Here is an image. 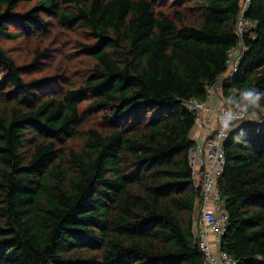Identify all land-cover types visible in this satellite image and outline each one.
I'll use <instances>...</instances> for the list:
<instances>
[{
	"label": "trees",
	"instance_id": "trees-1",
	"mask_svg": "<svg viewBox=\"0 0 264 264\" xmlns=\"http://www.w3.org/2000/svg\"><path fill=\"white\" fill-rule=\"evenodd\" d=\"M239 6L0 0V38L72 27L93 60L60 94H41L48 79L27 78L0 48V264H203L188 158L195 115L184 102L206 100L225 72ZM245 16L256 28L223 80L225 96L264 91V0H250ZM46 56L36 52L30 67ZM94 117L99 124L82 132ZM224 153L219 186L229 219L219 250L236 264H264V122L241 123Z\"/></svg>",
	"mask_w": 264,
	"mask_h": 264
},
{
	"label": "built area",
	"instance_id": "built-area-1",
	"mask_svg": "<svg viewBox=\"0 0 264 264\" xmlns=\"http://www.w3.org/2000/svg\"><path fill=\"white\" fill-rule=\"evenodd\" d=\"M250 0H240L236 16L235 46L226 54V70L216 82L206 90V100L191 98L184 106L195 115L191 136L195 145L189 150V166L194 187L199 195L193 209V236L202 257L203 264H236L227 253L219 250L221 237L228 225L229 215L225 208L224 197L220 192L219 180L225 168V140L219 139L216 128L215 111L225 96L222 83L231 77L243 57L245 46L243 37H253L256 23L245 15Z\"/></svg>",
	"mask_w": 264,
	"mask_h": 264
},
{
	"label": "rangeland",
	"instance_id": "rangeland-1",
	"mask_svg": "<svg viewBox=\"0 0 264 264\" xmlns=\"http://www.w3.org/2000/svg\"><path fill=\"white\" fill-rule=\"evenodd\" d=\"M33 3L19 5V9H28ZM169 9V2L165 5ZM86 41L83 33L74 28L63 29L55 23L52 24L48 32L36 33L31 30L17 40L0 38V48L5 50L17 65L24 66L27 78L43 77L47 78L50 86L43 87L41 94L57 95L69 87L73 82L79 81L82 73L89 71L93 60L82 55L79 45ZM46 50L47 56L38 59L30 67L36 52ZM83 110L85 103L80 105ZM99 119L91 118L81 128L86 132L88 128L95 127ZM82 142L79 139L70 142V146L75 150L79 149Z\"/></svg>",
	"mask_w": 264,
	"mask_h": 264
},
{
	"label": "clouds",
	"instance_id": "clouds-1",
	"mask_svg": "<svg viewBox=\"0 0 264 264\" xmlns=\"http://www.w3.org/2000/svg\"><path fill=\"white\" fill-rule=\"evenodd\" d=\"M215 119L221 141L228 139L243 122H264V91L242 87L223 96L216 108ZM242 137L241 130L233 139L240 142Z\"/></svg>",
	"mask_w": 264,
	"mask_h": 264
},
{
	"label": "crops",
	"instance_id": "crops-1",
	"mask_svg": "<svg viewBox=\"0 0 264 264\" xmlns=\"http://www.w3.org/2000/svg\"><path fill=\"white\" fill-rule=\"evenodd\" d=\"M193 133H194V132H191V136H192Z\"/></svg>",
	"mask_w": 264,
	"mask_h": 264
}]
</instances>
